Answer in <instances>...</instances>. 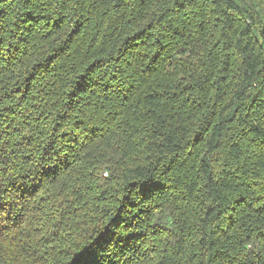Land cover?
Masks as SVG:
<instances>
[{
    "label": "trees",
    "instance_id": "16d2710c",
    "mask_svg": "<svg viewBox=\"0 0 264 264\" xmlns=\"http://www.w3.org/2000/svg\"><path fill=\"white\" fill-rule=\"evenodd\" d=\"M0 264H264V0H0Z\"/></svg>",
    "mask_w": 264,
    "mask_h": 264
}]
</instances>
